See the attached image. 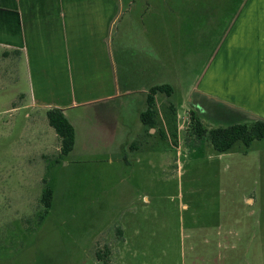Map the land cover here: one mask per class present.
I'll return each instance as SVG.
<instances>
[{"label":"rangeland","instance_id":"374dc122","mask_svg":"<svg viewBox=\"0 0 264 264\" xmlns=\"http://www.w3.org/2000/svg\"><path fill=\"white\" fill-rule=\"evenodd\" d=\"M243 2L121 0L117 96L65 111L68 155L18 108L25 63H0V264H264V137L220 153L191 118L207 130L253 122L194 98L196 88L264 118L263 105L204 76ZM157 83L172 93L155 96L159 121L148 131L140 115Z\"/></svg>","mask_w":264,"mask_h":264},{"label":"crops","instance_id":"0c3cea01","mask_svg":"<svg viewBox=\"0 0 264 264\" xmlns=\"http://www.w3.org/2000/svg\"><path fill=\"white\" fill-rule=\"evenodd\" d=\"M99 2L105 0H0V63H25L28 88L18 108L27 110L28 118L34 114L31 126L42 140L60 139L43 116L48 109L59 107L65 113L117 96L111 50L120 32L121 0L115 9ZM208 74L211 87L222 81L226 90L264 106V0H244L204 76Z\"/></svg>","mask_w":264,"mask_h":264},{"label":"trees","instance_id":"16d2710c","mask_svg":"<svg viewBox=\"0 0 264 264\" xmlns=\"http://www.w3.org/2000/svg\"><path fill=\"white\" fill-rule=\"evenodd\" d=\"M101 6L107 9L116 8V0H105L99 2ZM201 86V84H200ZM170 95L172 93V86L167 83H157L149 87L147 93V109L141 113V120L148 129L156 128L158 125V113L156 109L155 96L158 93ZM194 130H197V136L207 137L214 149L220 153L228 151L236 141H243L246 146H249L255 139L264 137V120L258 119L253 122H235L229 125H219L207 130L201 119L191 115ZM47 118L49 124L55 129L57 135L61 139L60 153L68 155L75 145V129L71 122L66 117L62 108L52 107L47 111ZM164 136V133L161 132ZM54 193L49 186L42 194V201L44 206L49 209L52 205Z\"/></svg>","mask_w":264,"mask_h":264},{"label":"water","instance_id":"95a60500","mask_svg":"<svg viewBox=\"0 0 264 264\" xmlns=\"http://www.w3.org/2000/svg\"><path fill=\"white\" fill-rule=\"evenodd\" d=\"M196 95L200 96L201 98H206V99H210V100L216 101L217 103L222 104L223 106H225L227 109H231L233 111H238L240 113H243L244 115H247L248 117H250L253 121L254 120H258V119H263L264 120V118L260 117L259 115L255 114L253 112L245 110L244 108H242L240 106H237L235 104L228 103L225 100L220 99V98H218V97H216L214 95L208 94L206 92H203V91L199 90L198 88H196L194 90V92H193V97L196 96Z\"/></svg>","mask_w":264,"mask_h":264}]
</instances>
